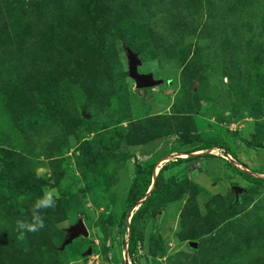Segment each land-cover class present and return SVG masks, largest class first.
I'll use <instances>...</instances> for the list:
<instances>
[{
	"label": "rangeland",
	"instance_id": "1",
	"mask_svg": "<svg viewBox=\"0 0 264 264\" xmlns=\"http://www.w3.org/2000/svg\"><path fill=\"white\" fill-rule=\"evenodd\" d=\"M262 150L264 0H0V264H264Z\"/></svg>",
	"mask_w": 264,
	"mask_h": 264
},
{
	"label": "clouds",
	"instance_id": "2",
	"mask_svg": "<svg viewBox=\"0 0 264 264\" xmlns=\"http://www.w3.org/2000/svg\"><path fill=\"white\" fill-rule=\"evenodd\" d=\"M57 199L58 194L55 190L46 192L43 196L34 199L30 209V218H19L15 221V227L20 234V238H23L25 233L39 236L47 232V214L55 211Z\"/></svg>",
	"mask_w": 264,
	"mask_h": 264
},
{
	"label": "water",
	"instance_id": "3",
	"mask_svg": "<svg viewBox=\"0 0 264 264\" xmlns=\"http://www.w3.org/2000/svg\"><path fill=\"white\" fill-rule=\"evenodd\" d=\"M126 56L128 61V70L130 77L135 81V85L138 88L151 87L161 83L163 80L155 78L153 73L139 72L138 66L142 63V59L139 54L133 51L131 48L126 47ZM68 237L65 243L71 242L73 239L80 235H88L89 230L82 220H79L76 224H73L66 228ZM193 246H196V242H191ZM89 251V250H88Z\"/></svg>",
	"mask_w": 264,
	"mask_h": 264
},
{
	"label": "trees",
	"instance_id": "4",
	"mask_svg": "<svg viewBox=\"0 0 264 264\" xmlns=\"http://www.w3.org/2000/svg\"><path fill=\"white\" fill-rule=\"evenodd\" d=\"M91 131H94V132H95V130H94L92 127H91ZM4 159H7V158H4ZM151 169H152V168H150V171H152ZM1 184L4 185V186H6V185H7V182H6L5 180H2V181H1ZM137 199H138V198H133L132 200H133V201H136ZM139 238L142 240V239H143V235H140Z\"/></svg>",
	"mask_w": 264,
	"mask_h": 264
},
{
	"label": "crops",
	"instance_id": "5",
	"mask_svg": "<svg viewBox=\"0 0 264 264\" xmlns=\"http://www.w3.org/2000/svg\"><path fill=\"white\" fill-rule=\"evenodd\" d=\"M260 153H264V150H262V152H260ZM260 158V157H259Z\"/></svg>",
	"mask_w": 264,
	"mask_h": 264
}]
</instances>
